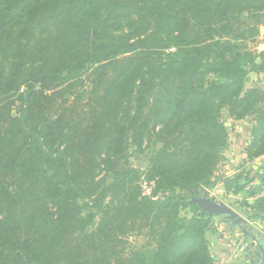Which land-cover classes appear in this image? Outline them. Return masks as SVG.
<instances>
[{
    "label": "trees",
    "instance_id": "trees-1",
    "mask_svg": "<svg viewBox=\"0 0 264 264\" xmlns=\"http://www.w3.org/2000/svg\"><path fill=\"white\" fill-rule=\"evenodd\" d=\"M262 26L264 0H0V264H215L192 199L224 160V110L253 117L245 161L264 156V90L246 88ZM258 180H222L251 223ZM131 233L153 253L128 254Z\"/></svg>",
    "mask_w": 264,
    "mask_h": 264
},
{
    "label": "rangeland",
    "instance_id": "rangeland-1",
    "mask_svg": "<svg viewBox=\"0 0 264 264\" xmlns=\"http://www.w3.org/2000/svg\"><path fill=\"white\" fill-rule=\"evenodd\" d=\"M248 48L253 52L264 51V26L260 28L259 35L247 43ZM246 88H260L264 90V74H251ZM222 122L227 128L229 139L226 150L224 151V160L218 166L214 181V186L204 190L202 193L197 192V197H201L207 192L209 198H214L216 202L225 203L240 216L247 219L246 215L240 209V204L246 199V192L239 195H233L226 192L222 180L237 174L253 176H264V156L254 162H246L244 149L250 140V131L254 125L253 117H246L242 120L232 118L227 110L222 113ZM130 166L142 168L145 170L143 156L135 154L132 150L128 151ZM147 184V185H146ZM138 185L140 186L142 197L150 198L154 201L162 198L160 194L153 196L156 187L155 182H149L142 178ZM264 182L256 181L250 190L262 187ZM253 202V199H250ZM182 216L190 217L189 210H184ZM248 220V219H247ZM100 216L97 217V223ZM246 229L264 241V222L251 223ZM128 254L143 249L149 255L156 248L155 243L149 239L145 233H131L126 237ZM207 240L215 264H254L252 260L257 258V248L250 237H245L241 230L226 221L223 217L212 218V229L207 232Z\"/></svg>",
    "mask_w": 264,
    "mask_h": 264
},
{
    "label": "water",
    "instance_id": "water-1",
    "mask_svg": "<svg viewBox=\"0 0 264 264\" xmlns=\"http://www.w3.org/2000/svg\"><path fill=\"white\" fill-rule=\"evenodd\" d=\"M192 203L197 204L200 210L207 213L209 216L223 217L233 226L238 227L245 237H250L256 245V256L257 259L260 260L259 263L264 264V241L261 242L258 236L246 229V226L249 224V221L247 219L240 216L225 203L216 202L214 198H209L207 192L203 193L201 197L193 198Z\"/></svg>",
    "mask_w": 264,
    "mask_h": 264
},
{
    "label": "flooded vegetation",
    "instance_id": "flooded-vegetation-1",
    "mask_svg": "<svg viewBox=\"0 0 264 264\" xmlns=\"http://www.w3.org/2000/svg\"><path fill=\"white\" fill-rule=\"evenodd\" d=\"M252 262H254V264H260L259 262H260V260L259 259H254V260H252Z\"/></svg>",
    "mask_w": 264,
    "mask_h": 264
},
{
    "label": "built area",
    "instance_id": "built-area-1",
    "mask_svg": "<svg viewBox=\"0 0 264 264\" xmlns=\"http://www.w3.org/2000/svg\"><path fill=\"white\" fill-rule=\"evenodd\" d=\"M147 185V184H146Z\"/></svg>",
    "mask_w": 264,
    "mask_h": 264
}]
</instances>
